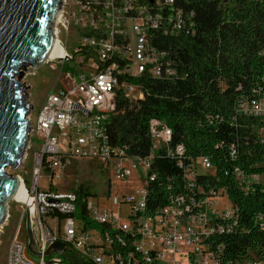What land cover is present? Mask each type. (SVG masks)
<instances>
[{"label":"trees","instance_id":"16d2710c","mask_svg":"<svg viewBox=\"0 0 264 264\" xmlns=\"http://www.w3.org/2000/svg\"><path fill=\"white\" fill-rule=\"evenodd\" d=\"M175 12L179 30L149 32V43L166 54L172 73L135 80L144 94L140 100L116 94L106 125L110 145L145 159L153 148L149 122L163 121L172 135L149 163L143 215L154 217L177 201L197 212L201 208L193 202L221 193L232 214L215 219L204 245L220 264H241L253 256L264 261V182L256 179L264 175V118L239 110L243 103L264 101V0H175L164 13ZM177 146L181 155L175 154ZM201 159L210 162L211 173L197 169ZM72 191L84 228L108 232L113 252L129 264H143L135 249L138 238L93 223L85 202L89 189ZM116 235L125 243L116 242ZM62 259L81 264L74 254Z\"/></svg>","mask_w":264,"mask_h":264},{"label":"built area","instance_id":"2783aa9c","mask_svg":"<svg viewBox=\"0 0 264 264\" xmlns=\"http://www.w3.org/2000/svg\"><path fill=\"white\" fill-rule=\"evenodd\" d=\"M174 3L175 0H62L54 26V41L61 55L41 63H46L56 73L57 88L47 95L33 121L31 131L38 151L33 160L31 184L18 176L42 255L32 260L26 254L27 239L17 240L26 216L22 207L8 249L7 264H69L57 254L43 256L55 242L65 243L66 248L60 253L76 255L81 264H129L120 252L112 251L113 240L108 232L102 235L101 231L84 228L76 216L78 196L75 192L41 190L39 177L42 169L51 166V159L62 155L106 163L117 157L120 162L113 166L115 178L130 179V171L122 166V161L130 156L125 148L110 145L106 125L118 92L140 100L144 94L135 80L143 75L165 78L172 73L164 60L166 54L149 43V32L160 29L169 34L180 29V12L164 13ZM66 43L72 51L67 49ZM68 62H72L71 67L65 66ZM239 110L264 118V101L243 103ZM149 131L152 154L145 159L131 157L147 169L153 153L168 145L172 135L170 128L155 118L149 122ZM175 154H182L180 146L175 148ZM199 161L203 168H212L209 161ZM146 193L145 188L135 195L111 199L113 205H129L127 222H119L120 216L111 208L101 211L94 208L88 201L89 196L85 199L87 216L97 225L106 224L113 232L134 234L138 238L135 249L143 255V264H220L204 241L214 231L215 219H225L232 214L231 208L221 213L212 209L211 199L223 194H212L199 205L193 202L192 205L201 208L197 212L190 211L189 206L182 207L177 201L149 217L143 215ZM208 207L212 209L209 215ZM114 240L125 243L119 235ZM241 264H264V261L253 256Z\"/></svg>","mask_w":264,"mask_h":264},{"label":"water","instance_id":"95a60500","mask_svg":"<svg viewBox=\"0 0 264 264\" xmlns=\"http://www.w3.org/2000/svg\"><path fill=\"white\" fill-rule=\"evenodd\" d=\"M62 0H0V226L8 216V203L14 200L26 212L24 227L28 252L38 249L28 206L15 199L19 177L8 172L20 168L30 140L29 86L23 81L26 67H36L49 59L54 43L55 22ZM55 242L44 252L50 257L65 250Z\"/></svg>","mask_w":264,"mask_h":264},{"label":"rangeland","instance_id":"374dc122","mask_svg":"<svg viewBox=\"0 0 264 264\" xmlns=\"http://www.w3.org/2000/svg\"><path fill=\"white\" fill-rule=\"evenodd\" d=\"M68 50H71V46L66 43ZM72 62H68L65 66L71 67ZM23 81L29 86L28 102L33 106L29 113L30 121V133L29 143L26 149V155L22 161V166L15 171L8 169V172L20 176L26 180L27 184H31V175L33 171L34 156L38 151V147L34 145L35 136L31 131L33 128V121L37 111L40 109L45 98L50 92H53L57 88L56 73L49 69L46 63L40 64L39 67L34 70L32 66L26 67L23 71ZM120 162L117 157L111 158L109 163L105 161H91L77 158H70L59 156L50 160V167L47 166L48 171L42 169L39 177V188L41 190H48L50 188L68 192L79 188L80 186L89 189L91 195L89 196V203L99 211L111 208L119 216V222H127L129 205L126 203H119L113 205L111 203L112 198H119L122 195H135L138 192H142L146 188L147 182V168L144 164H141L137 160L129 157L125 161H122V166L129 170L131 173L130 179L126 181H119L115 178L113 171L114 163ZM136 164V165H135ZM202 161L198 162L199 171L203 173H211L212 168H203ZM53 176V177H52ZM52 177V179H50ZM260 180H264V175ZM213 204V210L217 209L218 212L229 211L231 204L227 197L216 196L211 199ZM211 207H208L206 212L209 215L211 213ZM22 206L11 200L8 203V217L4 224L0 226V264H7L8 249L12 238L16 232ZM54 226V223L51 222ZM26 239V231L24 223L17 235V240L24 242ZM27 257L32 260H37L38 257L32 255L27 250ZM59 256H64L63 253H55Z\"/></svg>","mask_w":264,"mask_h":264},{"label":"bare ground","instance_id":"6f19581e","mask_svg":"<svg viewBox=\"0 0 264 264\" xmlns=\"http://www.w3.org/2000/svg\"><path fill=\"white\" fill-rule=\"evenodd\" d=\"M60 55H61V50L58 47V45L56 44V40H55L53 43V46L50 50L49 57L50 58H58V57H60ZM15 199H17L19 201H24V188H23V185H22L20 179H19L18 188L16 190Z\"/></svg>","mask_w":264,"mask_h":264},{"label":"crops","instance_id":"0c3cea01","mask_svg":"<svg viewBox=\"0 0 264 264\" xmlns=\"http://www.w3.org/2000/svg\"><path fill=\"white\" fill-rule=\"evenodd\" d=\"M261 178H262V176H258V177H256V179H259V180H260ZM262 181L264 182V180H262Z\"/></svg>","mask_w":264,"mask_h":264}]
</instances>
